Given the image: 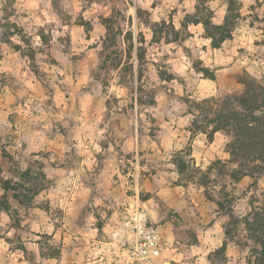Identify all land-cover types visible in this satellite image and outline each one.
<instances>
[{
  "label": "clouds",
  "instance_id": "clouds-1",
  "mask_svg": "<svg viewBox=\"0 0 264 264\" xmlns=\"http://www.w3.org/2000/svg\"><path fill=\"white\" fill-rule=\"evenodd\" d=\"M258 215L264 0H0V264H264Z\"/></svg>",
  "mask_w": 264,
  "mask_h": 264
},
{
  "label": "trees",
  "instance_id": "trees-1",
  "mask_svg": "<svg viewBox=\"0 0 264 264\" xmlns=\"http://www.w3.org/2000/svg\"><path fill=\"white\" fill-rule=\"evenodd\" d=\"M250 227L253 228V231L255 232L256 230H264V217H260L258 215L257 217V222L254 226L250 225ZM259 238V237H258Z\"/></svg>",
  "mask_w": 264,
  "mask_h": 264
},
{
  "label": "rangeland",
  "instance_id": "rangeland-1",
  "mask_svg": "<svg viewBox=\"0 0 264 264\" xmlns=\"http://www.w3.org/2000/svg\"><path fill=\"white\" fill-rule=\"evenodd\" d=\"M170 251V250H169Z\"/></svg>",
  "mask_w": 264,
  "mask_h": 264
}]
</instances>
